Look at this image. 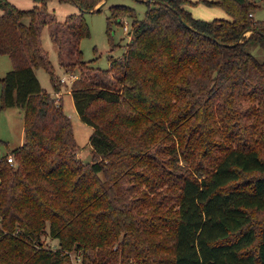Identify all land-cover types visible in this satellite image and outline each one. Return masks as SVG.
<instances>
[{
  "label": "trees",
  "instance_id": "16d2710c",
  "mask_svg": "<svg viewBox=\"0 0 264 264\" xmlns=\"http://www.w3.org/2000/svg\"><path fill=\"white\" fill-rule=\"evenodd\" d=\"M35 1L22 9L0 0V53L14 64L0 77V113L23 108L25 130L23 145L0 158V241L16 243L10 233L17 229L33 241L10 258L2 254L0 264H72L68 251L87 248L98 251V264L133 257L137 264H264V224L252 218L264 211V60L249 50L264 49V20L251 15L258 4L200 0L231 17L211 21L193 16L191 0H143L144 19L131 6H112L108 22L133 18L132 38L102 69L80 45L91 36L85 13L103 0H60L81 6L64 22L49 0ZM45 25L61 65L81 71L71 93L94 128L88 163L63 99L36 73L46 69L60 91L41 41ZM163 140L172 146L153 153ZM167 152L168 163L160 159ZM143 184L177 189L176 203L166 211L161 202L128 203ZM146 207L152 210L143 216ZM48 223L56 249L41 240Z\"/></svg>",
  "mask_w": 264,
  "mask_h": 264
},
{
  "label": "rangeland",
  "instance_id": "374dc122",
  "mask_svg": "<svg viewBox=\"0 0 264 264\" xmlns=\"http://www.w3.org/2000/svg\"><path fill=\"white\" fill-rule=\"evenodd\" d=\"M19 8L31 9L36 4L35 0H8ZM255 4H258L254 11H251L253 18L258 20H264V0H254ZM189 10L193 13V16L206 21H211L215 18H231L227 10L219 5H209L206 2L200 0H191ZM102 10L99 12L89 11L85 13V18L90 26L91 36L81 41V49L83 51V57L86 61L92 65L100 67L102 69L108 68L110 65L111 57L119 58L122 57L126 51V46L131 40L130 33L132 34L133 18L128 15L122 14L121 22L119 24L115 20L111 23L108 22V17L111 16V7L115 5H127L135 8L139 19H144L148 4L143 0H105ZM98 6V5H97ZM97 6L93 9L95 10ZM48 9L52 12L56 19L60 22H64L67 17L71 14L79 13L81 9L75 3L62 2L60 0H49ZM0 14L2 10L0 9ZM128 23L129 28L125 29ZM251 33H248V36ZM41 41L43 48L48 53L49 58L54 66L55 74L60 84L59 95L55 91L54 85L51 80L50 73L40 68L36 71L37 76L42 86L47 92L52 93L55 97L60 100L64 99V110L71 117L74 126L75 138L79 144V158L85 163L91 162L93 159V148L90 142L91 136L93 135L94 128L85 123L75 107V102L72 96L73 83L81 76V71L75 72L66 70L60 63L58 56L57 45L53 41L50 33V27L45 25L41 32ZM249 50L259 60H264V49L258 44H250ZM14 67L11 57L7 54L0 53V77L3 78L9 71ZM62 79L66 81L63 82ZM115 81V80H114ZM2 106V82L0 81V107ZM25 141V130H24V109L20 107H9L1 109L0 113V158L5 156L10 150L18 148L23 145ZM238 142V141H236ZM172 146V142L163 140L157 142L154 145L152 152L160 147V150H165L167 146ZM264 155V151H262ZM167 162L170 158L169 152L165 155H161L160 159ZM168 163V162H167ZM178 164H184L182 160L177 161ZM165 169L171 170L172 173H179L180 169L172 168L171 166ZM158 187V186H157ZM152 189L150 185L143 184L138 186L135 190L136 193L129 196L127 202L132 199L141 198V200H150L154 204L158 205L160 202L163 204V210L166 211L171 208L177 201L179 191L177 189L170 190L168 185ZM157 189V190H156ZM156 190V191H155ZM131 191V190H129ZM129 191L127 193H129ZM151 211L152 208L146 207L143 209L144 212ZM146 213L143 214L145 216ZM149 215V214H147ZM253 225L259 227L264 224V211H252ZM158 224H164L160 220H156ZM50 224H47L44 232L41 234V240L45 247L56 249L60 246V242L57 238L50 234ZM1 228V223H0ZM18 230V229H17ZM17 230L10 233L11 236H15L17 242L9 236L0 241V258L3 259L2 254L7 252L6 258H10L16 254V252L26 249V245H31L33 241L30 238H23L22 233H18ZM5 235L9 234L6 231ZM13 238V239H14ZM159 238H162L161 236ZM23 240V241H20ZM31 240V241H29ZM20 241V242H19ZM15 243V244H13ZM119 245H115L117 248ZM80 250H71L69 252V259L72 264H98L99 257L98 251L93 248ZM167 256V254L165 255ZM1 264H8L6 261H1ZM130 264H137L135 258L130 260Z\"/></svg>",
  "mask_w": 264,
  "mask_h": 264
},
{
  "label": "built area",
  "instance_id": "2783aa9c",
  "mask_svg": "<svg viewBox=\"0 0 264 264\" xmlns=\"http://www.w3.org/2000/svg\"><path fill=\"white\" fill-rule=\"evenodd\" d=\"M252 15V14H251ZM129 28V26H128V23H127V25H126V27H125V29H128ZM62 81L63 82H65L66 80L65 79H62ZM57 95H59V92H58V94ZM9 161L11 162V163H13L14 162V160H13V156L11 155L10 157H9Z\"/></svg>",
  "mask_w": 264,
  "mask_h": 264
},
{
  "label": "water",
  "instance_id": "95a60500",
  "mask_svg": "<svg viewBox=\"0 0 264 264\" xmlns=\"http://www.w3.org/2000/svg\"><path fill=\"white\" fill-rule=\"evenodd\" d=\"M103 1H105V0H103ZM102 3V2H101ZM79 6V8L81 9V6L80 5H78ZM101 7H103V4L101 5V4H99L98 6H97V8L95 9V10H92L93 12H98V10L101 8ZM183 20V19H182Z\"/></svg>",
  "mask_w": 264,
  "mask_h": 264
},
{
  "label": "crops",
  "instance_id": "0c3cea01",
  "mask_svg": "<svg viewBox=\"0 0 264 264\" xmlns=\"http://www.w3.org/2000/svg\"><path fill=\"white\" fill-rule=\"evenodd\" d=\"M69 93H71V91H70ZM54 96H55V95H54ZM63 102H64V99H63Z\"/></svg>",
  "mask_w": 264,
  "mask_h": 264
}]
</instances>
